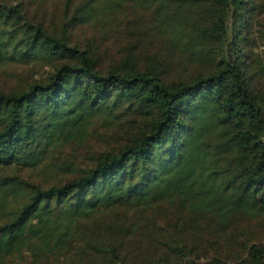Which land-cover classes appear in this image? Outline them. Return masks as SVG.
I'll return each instance as SVG.
<instances>
[{
    "label": "trees",
    "instance_id": "1",
    "mask_svg": "<svg viewBox=\"0 0 264 264\" xmlns=\"http://www.w3.org/2000/svg\"><path fill=\"white\" fill-rule=\"evenodd\" d=\"M8 65L0 264H264L262 0H0Z\"/></svg>",
    "mask_w": 264,
    "mask_h": 264
},
{
    "label": "rangeland",
    "instance_id": "2",
    "mask_svg": "<svg viewBox=\"0 0 264 264\" xmlns=\"http://www.w3.org/2000/svg\"><path fill=\"white\" fill-rule=\"evenodd\" d=\"M262 1L264 2V0ZM8 67L9 69L7 70L0 69V88H7L9 86H12L16 82H18L19 79H23L27 75L38 76V74L36 73L37 68L32 67L30 65H8ZM39 72L41 71L39 70ZM31 176L34 177V173H32Z\"/></svg>",
    "mask_w": 264,
    "mask_h": 264
}]
</instances>
